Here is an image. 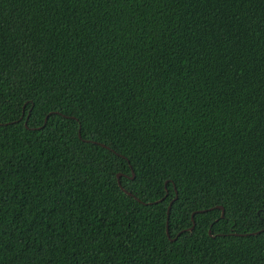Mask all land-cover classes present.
Wrapping results in <instances>:
<instances>
[{"label":"trees","instance_id":"obj_1","mask_svg":"<svg viewBox=\"0 0 264 264\" xmlns=\"http://www.w3.org/2000/svg\"><path fill=\"white\" fill-rule=\"evenodd\" d=\"M0 264H264V0H0Z\"/></svg>","mask_w":264,"mask_h":264},{"label":"water","instance_id":"obj_2","mask_svg":"<svg viewBox=\"0 0 264 264\" xmlns=\"http://www.w3.org/2000/svg\"><path fill=\"white\" fill-rule=\"evenodd\" d=\"M29 114H30V112L28 113V116H29ZM50 115V114H49ZM49 115H47L46 117H45V120H44V125H45V123L47 122V119H48V117H49ZM28 116H27V118H28ZM25 126H26V122H25ZM40 128H37V130H39ZM78 137L79 138H81V135H80V132H78ZM87 142H89V141H87ZM94 144H97V145H100L101 147H103V148H107V149H109L108 147H106L105 145H103V144H99V143H96V142H93ZM132 174H133V172H132ZM120 177H121V174H117V179H118V185H119V187L121 188V183H120V181H119V179H120ZM123 190V189H122ZM124 191V190H123ZM126 194L127 195H129V196H131V194L130 193H128V192H126ZM157 202H154V204H156ZM148 204H151V203H148ZM171 204H172V202L169 204V206H168V211H167V214H168V212H169V209H170V207H171ZM216 209H219V210H221V217H223V215H224V209H223V207L222 206H217L216 207ZM193 216H194V214H192V222H193ZM193 228H194V222H193V225H192V227L188 230L189 232H191L192 230H193ZM263 231V230H262ZM259 232H256V233H253V235L254 234H258ZM166 234H167V237L169 238V234H168V229H167V227H166ZM208 234L210 235V230H209V232H208ZM176 238H174V239H171V241L173 242L174 240H175Z\"/></svg>","mask_w":264,"mask_h":264}]
</instances>
